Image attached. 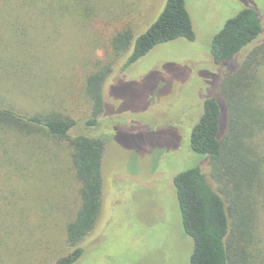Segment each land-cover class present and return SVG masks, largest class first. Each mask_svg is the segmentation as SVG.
<instances>
[{
	"label": "rangeland",
	"instance_id": "374dc122",
	"mask_svg": "<svg viewBox=\"0 0 264 264\" xmlns=\"http://www.w3.org/2000/svg\"><path fill=\"white\" fill-rule=\"evenodd\" d=\"M96 1L89 23H47L20 0H0V97L22 110L66 113L77 122L71 135L105 139L102 212L73 264H189L193 241L183 231L174 176L200 164L209 175V165L190 148L191 131L222 75L264 42V0H185L195 38L157 44L125 70L127 54L118 57L104 84V110L91 127L85 77L105 58L116 32L130 28L136 37L165 2ZM249 7L260 14L261 34L233 59L215 64L214 35ZM259 71L264 80V68ZM7 138L5 149L15 157L0 148V264H54L72 250L65 227L79 204L78 184L64 151L55 158L58 170L29 140L0 133V141Z\"/></svg>",
	"mask_w": 264,
	"mask_h": 264
},
{
	"label": "trees",
	"instance_id": "16d2710c",
	"mask_svg": "<svg viewBox=\"0 0 264 264\" xmlns=\"http://www.w3.org/2000/svg\"><path fill=\"white\" fill-rule=\"evenodd\" d=\"M13 2L17 4L18 0ZM20 5L22 9L32 10L35 19L40 16L47 23L62 19L89 23L94 18L97 1L20 0ZM19 19L22 25L28 17ZM262 30L259 12L250 7L241 9L214 35L213 62L222 64L233 59L255 41ZM177 38H195L185 0H165L156 18L136 37L130 28L116 32L105 58L95 62L84 79L85 93L91 103V114L85 124L92 127L98 123L105 107L104 84L118 57L127 54L122 65L125 70L155 45ZM261 68H264V42L254 46L233 72H225L217 95L203 102V112L191 131L190 148L209 165V175L200 164L174 176L183 231L193 241L189 264H264L261 215L264 211V80ZM221 102L226 106V114ZM76 123L66 113L22 110L0 97V133H8L14 140H29L30 148L37 150L35 154H40L43 162L53 161L54 167L58 166L55 158L59 150L64 151L78 184L79 204L65 227L66 240L72 250L54 264H73L79 260L84 252L81 244L95 228L102 212L105 139L99 134L71 135ZM9 139L0 141V148L4 149V156L14 161L15 152L5 149L8 143L4 142ZM17 145L18 141L12 147ZM49 171L54 173L51 168Z\"/></svg>",
	"mask_w": 264,
	"mask_h": 264
}]
</instances>
